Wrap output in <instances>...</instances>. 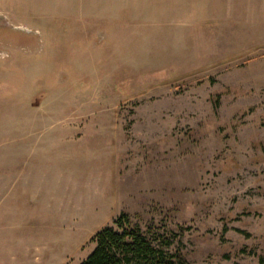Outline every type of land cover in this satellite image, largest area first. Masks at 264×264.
I'll return each mask as SVG.
<instances>
[{
  "label": "rangeland",
  "instance_id": "obj_1",
  "mask_svg": "<svg viewBox=\"0 0 264 264\" xmlns=\"http://www.w3.org/2000/svg\"><path fill=\"white\" fill-rule=\"evenodd\" d=\"M121 213L264 264V0H0V264H79Z\"/></svg>",
  "mask_w": 264,
  "mask_h": 264
},
{
  "label": "trees",
  "instance_id": "obj_2",
  "mask_svg": "<svg viewBox=\"0 0 264 264\" xmlns=\"http://www.w3.org/2000/svg\"><path fill=\"white\" fill-rule=\"evenodd\" d=\"M128 216L121 213L113 222L118 230L104 227L91 238L92 251L79 264H177L176 255L165 248L170 241L151 239L138 228H128ZM158 240L159 246L153 245Z\"/></svg>",
  "mask_w": 264,
  "mask_h": 264
}]
</instances>
